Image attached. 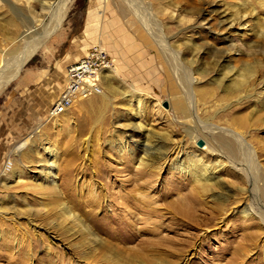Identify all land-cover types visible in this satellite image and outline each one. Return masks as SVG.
I'll return each mask as SVG.
<instances>
[{"label":"rangeland","instance_id":"374dc122","mask_svg":"<svg viewBox=\"0 0 264 264\" xmlns=\"http://www.w3.org/2000/svg\"><path fill=\"white\" fill-rule=\"evenodd\" d=\"M58 2L63 1L0 0V50L8 46L12 52L21 47L20 43L6 44L9 38H18L29 24L37 27V33L45 27L51 29L61 16ZM259 2L71 0L58 28L0 91V264H264V212L260 211L264 209V110L260 106L264 101V36L252 28L253 19L247 18L246 26H227L232 8L248 3L264 32V5L259 6ZM94 45L101 46L113 60L112 68L101 72L112 75L110 85L102 80L101 94L78 100L56 120L49 117L50 108L64 88L67 67ZM245 66L255 68L257 82H247V90L235 89L229 82L230 68L240 74ZM125 91L142 99L139 118L127 112L122 94ZM53 92L55 95L49 98ZM249 95L252 97L247 98ZM120 124H141L144 131L127 130L131 132L129 137L117 127ZM148 132L184 145L185 156L181 158L179 154L184 165L193 155L206 164L218 160L224 165L219 174L223 190L213 187L211 192L198 196L203 211L210 214V207L217 204L210 202L209 196L229 190L231 204L224 207V212L207 224L201 207L193 215L199 218L194 219L198 226L193 224L191 229L166 211L178 193L190 190L187 184L191 183L187 175H179L170 166L180 162L173 154L145 189L154 207L165 215L160 221L167 231L158 232L165 240H158L152 226L157 228V218L150 219L152 224L137 220L147 208L124 217L131 229L121 239L109 236V229L116 226L103 219L123 209L134 210L131 203H135L130 200L115 205L112 199L95 208L88 218L92 230L99 232L100 243L91 254L80 253L82 240L70 246L65 238L50 236L48 224L59 222L55 216L35 215V211L57 199L44 188L40 175L33 172L44 170L35 153L42 147L54 150L44 158L53 154L55 166L51 172L61 195L65 196L64 189L69 186L75 193L66 195L70 202L75 198L92 200L97 186L103 185L110 196L131 185L125 180L138 167ZM228 132L250 145L254 151L252 160ZM114 140L118 145L126 141V150L110 148L108 141ZM136 140L138 144L134 145L132 141ZM199 140L203 142L201 147L197 146ZM147 158L157 166L154 155ZM8 164L10 168L6 169ZM16 166L23 171L19 181L12 175ZM246 179L255 185L252 187ZM4 180L6 188L1 186ZM178 182H183L184 187L180 188ZM255 188L261 196L253 191ZM238 189L252 191L250 208H255L256 218L244 220L237 214L244 197ZM167 192L166 198L160 197ZM234 198L240 203H235ZM250 200L245 198L244 202ZM147 202L150 204L148 199ZM89 210L92 208L82 206L79 211L86 218ZM30 218L32 223L27 221ZM138 232L144 234L138 238ZM252 232L257 235L253 237Z\"/></svg>","mask_w":264,"mask_h":264},{"label":"bare ground","instance_id":"6f19581e","mask_svg":"<svg viewBox=\"0 0 264 264\" xmlns=\"http://www.w3.org/2000/svg\"><path fill=\"white\" fill-rule=\"evenodd\" d=\"M62 1L64 2V4H63V2L56 3V5L58 4L57 5L58 9L57 8L56 9H57V11L59 10V13L61 14V16L58 18V21L55 24L53 23L54 26L52 25L51 29L48 27H45L42 31L37 33L36 32L37 27L36 26L31 27V24H29L28 27L23 31V33L20 36H18V38L11 37V38H9V40L6 44V45H8V44L15 45L16 43H20L21 47H18V49L15 48V51H12V52H10L11 50L8 51V49H7L8 46L7 47L5 46L6 48H3L0 50V67H2V68H0V91L3 88H5V86L17 75V73L21 70L23 65L27 62V60L35 52V49H37L41 45V43L44 42L50 36V34H52L54 29L59 25V23L61 22L63 15L65 14L68 6L71 4L70 3L71 0H62ZM259 1H260L259 6L263 7L264 0H259ZM49 9H51V8H49ZM51 11H53V9ZM247 18L253 19V24H252L253 27L252 28L257 29L259 31V33L264 36V32H262L260 30L261 27L259 28V26H260L259 20L260 19L256 15V13L253 11V9H251L249 7L248 3H242V4H240V6L232 8V15L230 14L229 18H227V20H228L227 26H228V28H233L235 25H238V27L246 26L249 23V22H246ZM42 24H43V22H42ZM31 28L33 30H31ZM258 31H256V32L258 33ZM33 36L34 37L37 36V37L34 38ZM184 45H187V44H184ZM186 47H188V46H186ZM233 47L235 48L237 46L234 44ZM221 59L224 60V58H221ZM102 71L103 70H101L99 73V77L101 76L100 77L101 83L104 81L103 83L107 82L110 85V80L112 79V75L109 74V71H106V73L102 75L101 74ZM231 71H232L231 80L229 82H230L232 87H235V89L245 88L247 90V88H248L247 82H251L252 85L257 82V80L254 77L256 75L255 68L245 66L244 69L240 72V74L235 73L236 71L234 70V68H230L229 72H231ZM122 94H124L123 99L126 102V105H124V106L126 107L127 112L133 113V115L135 117L139 118L141 116V110L140 109H141V105L143 102L142 99L138 96H134L133 94H131L127 91L123 92ZM250 97H252V95H249L247 98H250ZM133 102H135L136 105L133 106L132 105ZM260 106L264 110V101H260ZM192 112H193V110H192ZM192 116L194 118V114H192ZM55 118H57V117H55ZM229 118H231V117H229ZM261 126L264 127V120H262ZM117 127L121 128L124 131V134L125 135L128 134L129 137H130L129 133H131V132L142 133L144 131V128L141 124H135L134 126H131V127L129 125L120 124V125H117ZM127 130L128 131L130 130L131 132H128ZM213 131H211V132H213ZM228 133L230 134L229 136H232L233 139L240 145V147L243 148L245 155L247 157H249L250 160H252L254 151L251 149L250 145L248 143H246L243 138H238L237 136H233L232 133H230V132H228ZM212 135L213 134H211L209 136V138H211ZM144 136H145L144 137L145 138L144 143H143V146L141 147L143 149V156L140 157L139 160L137 161L138 167H137L136 171L130 172V175L132 174L130 178L128 177V179L127 178H126V180L124 179L125 182H130L131 185L129 187L122 188L121 191L119 192V194L110 195V196H108L104 192L103 185L97 186L96 187L97 193L95 196H93L92 200L88 199L85 201H80V200L75 198L73 201H71L74 206H71L72 205L71 202L66 197L67 194H71V193L75 195L74 190H72L71 187L67 186L64 189V195L65 196H63L60 194L58 188L55 186L53 174L51 172L52 167L55 166V162L52 159L53 154L50 155L49 157L44 158V154H51V152H53L54 150L46 148V147H42L41 152L35 153V157L38 160V163H41V162L43 163L44 170L35 169L33 172L38 173L40 175V177L42 178V180L44 182V188L46 190H51L50 194L56 195V199H57L54 203H47V208L44 207L41 209H37L35 211V215L50 214L53 217L55 216L56 223L59 222L58 224H55L54 222H50L48 224L47 228L50 231V232H48L50 236L51 235H52V237L56 236L53 238H58V237L62 238L63 237V238H65V241H68L67 245H70V246L72 244H74L75 241H78V240L81 241L82 240L83 241V248L81 249L82 251L80 253L82 255L91 254L92 252H94L96 250L95 247L100 244L99 240H98L99 239L98 238L99 232H97L96 230L95 231L92 230L91 226L87 223V221H88L89 217L93 216L92 213L94 212V209L97 207H101L104 204V201H108V199H112L111 200L112 203L114 202V204L116 203L118 205H124L126 202H129L130 200H135V203H131V206H133L134 210H130V211L128 210L129 212H127L125 209H123V210H121V212L119 214H113L111 217H108L107 219H105V218L103 219V221L114 225V227L116 226L115 228L109 229V231H108L109 234L107 232H105L109 236H111L112 238L121 239L123 237L124 232H127L131 229V227L125 223L124 217H126L127 215H129L130 213L135 211L136 209L138 211H142L144 208H147L146 209L147 211H144V214L141 215V217L137 218V220L139 222L152 224L149 222H150V219L153 217L157 218L158 221L165 218L164 217L165 215L160 214V211L157 210L156 207H154L155 202L152 201L151 198L149 199L147 197V195L145 194V189L147 186H149V184H151L152 179L154 177V174L160 173L164 164L167 163L168 158L170 156L175 154V156H176L175 161H177V160L180 161L179 154L181 153V158H183L185 156L186 150H185L184 145H180L178 143L173 144L172 143L173 141H171V139L170 140L169 139L164 140V139L159 138V136H155L154 134H151L149 132L146 133V135H144ZM186 136L191 137V133L186 132ZM108 143L110 145V148H118L119 151L126 150V146H127L126 141H125V143H120V145H118L116 140H114V143H112L111 141H108ZM132 143H135L134 145H137L138 140H136L134 142L132 141ZM214 144H216V143L214 142ZM19 151H20V147H19ZM129 155L131 156L130 159H133L131 151L129 152ZM150 155H154L156 157V159H157V166L156 167L153 166L155 163L150 162L149 159L147 158ZM41 159H42V161H41ZM246 160L247 159L244 158V161H246ZM253 162L254 161H252V163ZM183 163L184 162H181V161L179 163H176V164L171 163L170 166H172V168L179 175H187L191 179V183L187 184L188 186L190 184V190L187 191V193H185V194L178 193L176 201H173V204L171 203V205L169 204L168 206H166V211L168 213L172 214L173 218L175 220L184 222L186 227L188 226L189 228L192 229L193 224L197 225L196 223H198V222H195L194 219L195 220L199 219V218H197V219L193 218L194 217L193 215H195V213L197 215L200 211V208L201 207L203 208V206H204V205H201L202 203L199 202L198 196L199 195L203 196L205 194V192H211L213 187L221 188L222 184L220 183L219 174L223 170L224 165L219 164L218 160H216L215 163L206 164L205 162H203L202 158H200L199 156H195V155L192 156V159H188L186 161L187 165H184ZM244 165H246V163H244ZM257 166H259V165L257 164ZM244 168H246V166ZM11 170H12V168H11ZM11 170H10V172H11ZM240 170H242V167ZM261 170H262V168H261ZM253 171H254V169H253ZM250 173H252V172H250ZM12 175H13V178H15L16 180L19 181L23 176V171L19 167L16 166L12 171ZM118 175L119 174H117L116 176H118ZM243 179L241 178V180H243ZM6 180L1 182L2 187L6 188V186H7ZM247 180L248 179H246V181ZM254 180H256V179L253 178V181ZM247 182L251 186L255 185V184H253V182H251L249 180ZM176 184L179 185L180 188L184 187V185H185V184H183V182H178ZM176 184L174 186H170L169 190L171 188L175 187ZM38 187H40V185H38ZM98 189H100V191H98ZM221 189L223 190V188H221ZM242 189H240V190L238 189V191L242 193V196L243 195H244V197L246 196L245 198L247 200H250L251 198H253V193L250 189H249V191H247L245 189L242 190ZM227 191H229V190H227ZM227 191H225V192L220 191L218 194H211L209 196V201L210 202H216V204H217L215 207L214 206L210 207V209H212V210L209 209V211H208V212L211 211L210 214H207L205 211H203V210H205L204 208L201 209L202 212L206 213V217H203V218L207 224H211L215 219L214 216H216V214L220 215L221 212L223 211L224 207L227 206V204H231L230 203L231 202V200H230L231 195L227 194ZM253 191H256V188H255V190L253 189ZM258 194L261 196L260 193H258ZM166 195H168V192H167V194L164 193V195L160 196V197L166 198ZM244 197L240 199L241 203L239 202V199L236 201V199L234 198L235 203H238V202L240 203L237 206V207H239V210H236L237 214L243 216L242 218L244 220H245V218H248V219L256 218V214H254L255 208L253 207L254 208L253 211L250 208L252 206L251 200L249 201L250 203H245ZM147 199H148L150 204H148ZM234 201H232V202H234ZM218 202H220V203H218ZM82 206L85 208L86 207L92 208V210L85 212L86 218H84V215H82L81 212L79 211V210H81ZM105 206H107V204ZM48 207H49V209H48ZM257 210H259V209H257ZM263 210H260V211L264 212ZM6 213L7 212H4L3 214H6ZM260 213L261 212H258V214L260 215V222L259 223H261V220H262V217H261L262 215ZM135 217H137V215H135ZM27 221H28V223H32L33 218L27 219ZM199 223H201V222H199ZM152 226L155 227L154 230L157 231L158 240H161V241L165 240V238L161 237V235H159L158 232L161 231L162 229L167 231L168 227L166 226V228L164 229L163 223H161V221L157 223V228H156V225H152ZM246 228H248V227H245V229ZM151 230H152L151 231V234H152L154 232V230L153 229H151ZM239 230H241V228ZM242 230H244V229H242ZM235 231L236 230H234V232ZM245 232H246V230H245ZM255 232H257V231H255ZM258 232H257V234H258ZM61 234H63V236H60ZM138 234L140 235L138 238H140L141 235L144 233L138 232ZM252 234H253L252 235L253 237H255L257 235L256 233L254 234V232H252ZM249 235H247V236H249ZM239 252L240 251H237V253H239ZM45 255L49 256L50 254L48 251H46ZM49 263H51V261H49Z\"/></svg>","mask_w":264,"mask_h":264},{"label":"built area","instance_id":"2783aa9c","mask_svg":"<svg viewBox=\"0 0 264 264\" xmlns=\"http://www.w3.org/2000/svg\"><path fill=\"white\" fill-rule=\"evenodd\" d=\"M112 66L113 60L101 46L89 48L82 58L67 67L64 88L50 108L49 117L59 116L80 99L99 95L102 91L99 73L103 68ZM8 168L9 164L6 165Z\"/></svg>","mask_w":264,"mask_h":264},{"label":"water","instance_id":"95a60500","mask_svg":"<svg viewBox=\"0 0 264 264\" xmlns=\"http://www.w3.org/2000/svg\"><path fill=\"white\" fill-rule=\"evenodd\" d=\"M203 145V142L201 141V140H199L198 142H197V146L198 147H201Z\"/></svg>","mask_w":264,"mask_h":264},{"label":"crops","instance_id":"0c3cea01","mask_svg":"<svg viewBox=\"0 0 264 264\" xmlns=\"http://www.w3.org/2000/svg\"><path fill=\"white\" fill-rule=\"evenodd\" d=\"M55 92V91H54ZM54 92H53V94H50V96H49V98H52L55 94H54ZM56 93V92H55Z\"/></svg>","mask_w":264,"mask_h":264}]
</instances>
